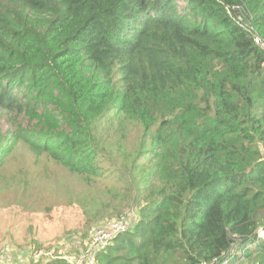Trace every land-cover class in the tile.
<instances>
[{
    "label": "trees",
    "instance_id": "1",
    "mask_svg": "<svg viewBox=\"0 0 264 264\" xmlns=\"http://www.w3.org/2000/svg\"><path fill=\"white\" fill-rule=\"evenodd\" d=\"M254 36L264 43V0L0 2V110L37 124L0 134V207L39 216L25 221L50 236L31 237L32 248L135 211L98 264H264V49ZM20 148L77 181L78 193L57 199L80 206L71 225L66 207L33 197L42 181L5 174ZM31 261L68 264L58 253Z\"/></svg>",
    "mask_w": 264,
    "mask_h": 264
},
{
    "label": "rangeland",
    "instance_id": "2",
    "mask_svg": "<svg viewBox=\"0 0 264 264\" xmlns=\"http://www.w3.org/2000/svg\"><path fill=\"white\" fill-rule=\"evenodd\" d=\"M4 1L5 0H0V2ZM180 4L182 5V3ZM12 122H17L24 128L37 129L36 122L33 120L31 121L26 114H17L13 111L0 110V134H4L9 130ZM64 128L65 127L61 124L60 130H63ZM16 170H18V173L26 180L34 181L33 185L35 182L42 181V187L33 194V197H39L43 204L51 205L52 208L66 207L64 215L62 216V218H66L63 224L71 225L81 217L82 210L80 206L77 205V208H71L62 200H57L60 197L65 199L64 196H62L64 188L67 191L68 187L74 194L79 192L77 181L67 174L66 171L55 166L51 162H45V159H43L40 164H35L34 157L26 148H20L15 152L11 161L5 166L4 172L6 175H9ZM56 179H60L62 182L60 184H54ZM4 194L5 195L2 197H10V194ZM30 212L31 211L22 210V218L19 221L18 217L20 216L16 208L13 206L0 207V247H5L7 251V264H32L30 252L33 244L30 243H41L36 238H42L45 241V235L50 236L47 232H44L45 235H43L38 231L39 228L34 229L33 225V227L30 228L31 224L25 220L32 219L31 221L34 224H37L39 218V216H35L34 214L26 215ZM135 217V211H131L125 215V218L130 223L135 220ZM104 220L91 223L89 226H85L80 230L72 232L66 231L72 230V226H59L63 229V232H66L63 233L55 245L50 247L59 246L62 253L71 256L78 252L83 243L89 238L93 229ZM31 237L35 240L31 241ZM45 246L48 245L45 244Z\"/></svg>",
    "mask_w": 264,
    "mask_h": 264
},
{
    "label": "built area",
    "instance_id": "3",
    "mask_svg": "<svg viewBox=\"0 0 264 264\" xmlns=\"http://www.w3.org/2000/svg\"><path fill=\"white\" fill-rule=\"evenodd\" d=\"M236 23H241V25L248 31L253 32V25L250 19L243 20L239 15L232 16ZM254 43L259 44L264 49V43L258 36H254ZM125 221H124V220ZM130 222L127 221L125 215L117 218H112L111 220H104L98 226H96L91 232L89 238L83 243L82 247L77 253L73 255H66L62 253L59 246L55 247H45V248H32L30 256L34 262L38 260H46L55 257L58 253L62 255L67 260L68 264H98L96 260V254L104 250L113 237L127 229ZM261 236H264L262 230L259 231ZM7 251L5 247H0V264H7ZM222 264H225L223 262Z\"/></svg>",
    "mask_w": 264,
    "mask_h": 264
}]
</instances>
